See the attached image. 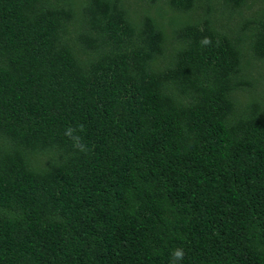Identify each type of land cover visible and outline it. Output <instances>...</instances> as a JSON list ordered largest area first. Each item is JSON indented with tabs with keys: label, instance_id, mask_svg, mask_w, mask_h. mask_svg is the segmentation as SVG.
Returning a JSON list of instances; mask_svg holds the SVG:
<instances>
[{
	"label": "trees",
	"instance_id": "trees-1",
	"mask_svg": "<svg viewBox=\"0 0 264 264\" xmlns=\"http://www.w3.org/2000/svg\"><path fill=\"white\" fill-rule=\"evenodd\" d=\"M0 264H264V0H0Z\"/></svg>",
	"mask_w": 264,
	"mask_h": 264
},
{
	"label": "clouds",
	"instance_id": "clouds-1",
	"mask_svg": "<svg viewBox=\"0 0 264 264\" xmlns=\"http://www.w3.org/2000/svg\"><path fill=\"white\" fill-rule=\"evenodd\" d=\"M172 255L176 260H179L182 257L183 253L181 250H175Z\"/></svg>",
	"mask_w": 264,
	"mask_h": 264
},
{
	"label": "rangeland",
	"instance_id": "rangeland-1",
	"mask_svg": "<svg viewBox=\"0 0 264 264\" xmlns=\"http://www.w3.org/2000/svg\"><path fill=\"white\" fill-rule=\"evenodd\" d=\"M261 81H263V80H261Z\"/></svg>",
	"mask_w": 264,
	"mask_h": 264
}]
</instances>
